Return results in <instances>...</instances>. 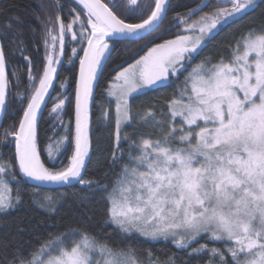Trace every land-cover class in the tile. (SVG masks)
Segmentation results:
<instances>
[{
	"label": "snow or ice",
	"instance_id": "6c2138e0",
	"mask_svg": "<svg viewBox=\"0 0 264 264\" xmlns=\"http://www.w3.org/2000/svg\"><path fill=\"white\" fill-rule=\"evenodd\" d=\"M74 2L83 12L73 8L76 15L67 23L59 14L63 9L59 0L54 5V19L45 3L38 5L43 13L35 17L43 30L42 71L34 70L32 58L25 55L27 41L20 18H10L0 28V111L7 108L13 80L19 89L15 99L22 106L27 100L18 126L12 124L4 131L5 143L8 137L14 138L15 155L0 159V213L7 214L23 202L17 170L22 178L37 182L30 193L32 201L49 213L58 211L62 201L42 192L38 185L79 184L72 193L76 208L69 206L72 218L87 223L99 210L105 238L88 227H70L49 233L34 246L21 236L26 229L17 226L15 232L0 235V264H177L175 253L162 259L147 249L141 257L139 244L161 240L170 241L189 259L207 256L204 264H264V18L247 25L227 57L215 61L205 57L192 67L183 87H178V95L166 100L167 113L164 106L157 113L155 104L133 112L130 102L134 92L178 79L218 26L247 15L256 0H217L211 11L188 23L208 7L209 0H201L184 15L174 17L189 34L155 44L134 63L115 66V76L105 89L115 100L114 117L111 101L108 107L102 105L104 119L109 124L114 119L115 124L111 155L104 161L110 170L121 166L111 190L103 180L85 179L94 151L90 101L114 51L109 41L145 39L148 43L146 38L160 27L168 0L144 5L138 0ZM145 9H150L147 18L126 22L131 15L142 16ZM31 31L34 35L36 29ZM69 35L83 51L75 79L74 128L71 121L63 120L70 100L63 94L67 82L52 96ZM17 53L28 66L24 88L19 69L8 71L10 58ZM72 54L79 56L76 47ZM72 62L69 57L68 63ZM48 99L52 102V134L45 151L53 162L66 158L67 163L59 168L46 167L38 150V116ZM125 125L151 127L159 134L153 138L151 132L136 129L137 140L123 132ZM124 143L127 149L122 147ZM95 151L103 152L99 143ZM102 163L98 156L96 166ZM107 175L106 171L104 178ZM10 181L16 182L14 188ZM97 189L102 190L99 200L95 198ZM109 224L113 231L106 233ZM202 239L205 242L198 243Z\"/></svg>",
	"mask_w": 264,
	"mask_h": 264
},
{
	"label": "trees",
	"instance_id": "16d2710c",
	"mask_svg": "<svg viewBox=\"0 0 264 264\" xmlns=\"http://www.w3.org/2000/svg\"><path fill=\"white\" fill-rule=\"evenodd\" d=\"M45 3L48 6L49 12L52 14L53 19L57 14L54 7L57 0H0V28H2L10 18L19 17L22 21V26L25 31V39L27 41L26 47L27 51L25 55H29L32 58L33 64L36 66L34 70L42 71V62L44 58V47L42 43L43 30L42 25L38 24L35 17L37 15H43L40 7V3ZM106 2V0H102ZM141 5L152 3L153 0H139ZM59 3L63 5L61 14L64 18V22L67 23L71 20L74 12L72 9H78L80 7L74 2V0H59ZM201 3V0H171L167 11V15L157 29V31L152 35V37L146 38L148 43H145V39L140 41H109L110 45L114 44V51L111 57L108 59L104 66L103 74L100 76L99 83L96 86L95 94L91 109V141L93 146V156L92 163L87 165L85 169V179H96L103 180L104 184L109 185V190H111V185L116 180V174L120 171V165H117L114 170H110L107 161H104V157L110 156L114 141L115 134V124L114 119L109 124L103 117L102 105L108 107V102L111 101L107 95L105 89L109 87V82L113 80L115 76V71L113 70L116 65L122 62L134 63L135 60L139 59L147 53L148 48L154 47L155 44L163 43L164 40L174 39L177 34H183L182 30L185 27L183 23L179 20L174 19L177 14L184 15L188 12L190 8H195L197 4ZM217 0H212L208 7L202 11L200 14L191 17L188 23L196 20L204 12H209L215 7ZM224 6V5H221ZM81 8V7H80ZM139 13V9L137 10ZM150 14V9H145L144 14L141 16L139 14L131 15L128 17L126 22L138 23L142 19L147 18ZM264 18V0H260L254 9H250L247 15L238 17L231 22L221 26L218 31L207 41V43L198 51V54L194 57L191 63L186 67V70L179 75V78H174L172 80L164 82V84H159L149 90L135 95L130 99L133 106V112L140 110L143 111L148 106L155 104L156 111L159 113L161 111V106H164L163 110L167 113L166 100L171 99L174 94H177L178 87H183V81L191 68L196 64L200 63L205 57H212L214 61L219 59L220 56L227 57L230 52V46L233 45L236 39L246 30L247 25L252 21H259ZM174 25V26H173ZM20 25H14V27H19ZM171 26V27H170ZM36 29L33 35L31 29ZM90 31V29H89ZM69 43L66 47L65 54L62 56L63 64L59 68V76L55 85V91L52 92V96H56L60 92V84L67 82V91L63 94L70 97L69 102L65 106V111L63 113V120L65 122L71 121L72 126H75V79L79 74V58L82 57L83 51L80 48L79 43L76 41ZM39 45V47H37ZM86 46V41L84 42ZM7 47H11L8 45ZM76 47L79 51V56H73L72 48ZM135 53V55H133ZM72 57V63H68V58ZM127 63L125 66H127ZM16 67L19 69L23 84L21 88H24L27 84V72L28 66L23 61V57L17 53L15 56L10 58L8 71L11 73L12 69ZM16 81H12V87L9 93V102L5 111V116L3 120L2 129L0 131V159H8L15 155V142L12 137H8V143L4 142V131L8 129L10 125L16 124L18 126L19 119L23 115V107L26 106L27 100H25L22 106L17 99H15V94L19 89L15 87ZM52 108V102L49 99L47 107L44 108L42 115L38 119V150L41 154V160L46 167L49 168H59L63 164L67 163L66 158L57 160L55 162L48 159L47 152L45 151L48 137L52 134L50 131V124L52 121L49 119V112ZM111 111L113 117L115 115L114 104L111 101ZM167 119V116L164 117ZM179 123V120H177ZM139 130L140 133L148 134L152 133L153 138L159 133L154 131L151 127H144L143 125H126L123 128V132L133 134L134 137L139 140V135L135 131ZM62 131V130H61ZM123 134V133H122ZM99 143L102 153H97L95 151L96 145ZM127 149V143L122 145ZM71 153V147L69 148V153ZM103 161V163L97 167L95 161L97 157ZM126 159V157H125ZM108 172L107 178H104V173ZM17 178L21 183L23 191V202L20 203L16 208L10 209L7 214L0 213V235L4 232H15L16 227L20 226L26 230L21 233V236L26 241H31V244L38 246L39 242L46 239L49 233H60L67 231L70 227H88L90 231L105 238L104 233L100 231L99 222L101 221V215L99 210L94 215L90 222L84 223L83 221H77L72 218L71 208H76L75 203L72 202V193L80 188L79 184L75 187L70 185H64L56 189L40 190L46 194L52 195L62 202L58 205L59 210L56 212L49 213L44 209L40 208L36 203L32 201L30 195L34 185L29 183L25 178H22L17 170ZM13 188L15 187V181H10ZM102 194L101 189L96 190V199L99 200ZM99 207V206H98ZM113 225L109 224L105 228L106 233H111L113 231ZM116 237L113 235L111 240H115ZM202 239L198 243H204ZM194 244L193 246H198ZM223 247V245H216ZM140 248V255L144 258V250L151 249L154 257L166 258L168 255L175 253L177 256V264H184V261L188 259V264H204V261L208 259L207 256L202 257H192L188 258L187 253L175 248L171 242H144L138 245Z\"/></svg>",
	"mask_w": 264,
	"mask_h": 264
},
{
	"label": "water",
	"instance_id": "95a60500",
	"mask_svg": "<svg viewBox=\"0 0 264 264\" xmlns=\"http://www.w3.org/2000/svg\"><path fill=\"white\" fill-rule=\"evenodd\" d=\"M170 1L171 0H168V5H167V10H166V14L163 16V19L162 21L160 22V25L162 24V22L164 21L166 15H167V11H168V8H169V5H170ZM212 0H209V3L208 5L211 3ZM81 7V6H80ZM82 8V7H81ZM207 8V7H206ZM204 8L203 11L206 9ZM201 12L198 11L195 15H193L192 17L200 14ZM155 33V32H154ZM153 33V34H154ZM148 38V37H147ZM114 40H117V41H140V40H143V39H130V40H125V39H114ZM56 82H57V78L55 79V85H56ZM96 89V87H95ZM53 92V91H52ZM94 94H95V90H94ZM94 98V97H93ZM49 100V99H48ZM92 103H93V99L90 101V105H89V108H90V112H89V121H90V127H91V109H92ZM44 110V108H43ZM5 111H0V131L2 129V125H3V120H4V116H5ZM40 116H38V119H39ZM12 140H14V138L12 137ZM29 183H31L32 185L34 186H37V182H34V181H31V180H28L27 178H25ZM64 185H56V184H47V185H38L39 188H42V189H48V190H52V189H56L58 187H62Z\"/></svg>",
	"mask_w": 264,
	"mask_h": 264
},
{
	"label": "rangeland",
	"instance_id": "374dc122",
	"mask_svg": "<svg viewBox=\"0 0 264 264\" xmlns=\"http://www.w3.org/2000/svg\"><path fill=\"white\" fill-rule=\"evenodd\" d=\"M139 1V0H138ZM260 0H256V5H257V3L259 2ZM76 12H83V9L82 8H80V7H78V9H76ZM76 12H74V13H72L73 14V16L74 15H76ZM199 18V17H198ZM197 18V19H198ZM238 17H233L229 22H231L232 20H234V19H237ZM228 22V23H229ZM223 25H225V24H221L220 26H218V28H217V30H215V32L209 37V38H207L205 41H204V43H203V45H202V47L207 43V41L218 31V29L221 27V26H223ZM184 29H185V27L183 28V30H182V33L183 34H189V33H187V32H185L184 31ZM68 40H70L72 43H75L76 41H72V39H71V35H69L68 36ZM59 47V46H58ZM201 47V48H202ZM200 48V49H201ZM199 49V50H200ZM61 59H62V57H61ZM60 66L61 65H57V67H58V69L60 68ZM159 85V84H158ZM150 88H152V87H150ZM150 88H145V89H142V90H139V91H137V92H134V93H132L131 95H130V99L132 98V97H134L135 95H138V94H141V93H143V92H145V91H147V90H149ZM110 98V100L113 102V104H114V108H115V100L112 98V97H109ZM126 126V125H125ZM124 126V127H125ZM14 141V140H13ZM15 142V141H14ZM161 241H163V240H161ZM164 242H170V241H164Z\"/></svg>",
	"mask_w": 264,
	"mask_h": 264
},
{
	"label": "flooded vegetation",
	"instance_id": "af4514ba",
	"mask_svg": "<svg viewBox=\"0 0 264 264\" xmlns=\"http://www.w3.org/2000/svg\"><path fill=\"white\" fill-rule=\"evenodd\" d=\"M78 8V7H77ZM82 56H83V54H82Z\"/></svg>",
	"mask_w": 264,
	"mask_h": 264
}]
</instances>
